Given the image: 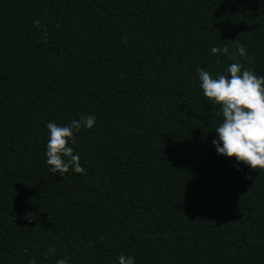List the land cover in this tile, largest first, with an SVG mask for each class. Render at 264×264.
Here are the masks:
<instances>
[{"label":"trees","instance_id":"1","mask_svg":"<svg viewBox=\"0 0 264 264\" xmlns=\"http://www.w3.org/2000/svg\"><path fill=\"white\" fill-rule=\"evenodd\" d=\"M237 44L264 76V0H0V264H264V170L217 153L198 72ZM88 115L51 173L46 125Z\"/></svg>","mask_w":264,"mask_h":264},{"label":"clouds","instance_id":"2","mask_svg":"<svg viewBox=\"0 0 264 264\" xmlns=\"http://www.w3.org/2000/svg\"><path fill=\"white\" fill-rule=\"evenodd\" d=\"M39 25V20L34 22ZM47 43V33H44ZM236 55H229V49L213 47V55H227L231 63L225 74H217L215 78L203 69H198L200 87L203 95L213 104L219 105L215 115L223 117L222 122L215 128L218 139H213L217 153L228 158H234L237 163H243L252 171L264 170V76H257L246 68L241 59L251 60L247 49L237 44ZM217 64L221 63L218 59ZM96 123L95 116H81L73 119L69 125L59 126L49 122L46 127L50 133L47 142L46 163L53 174L64 177L69 170L77 174H85L81 166L80 156L74 152L72 145L77 143L75 138L82 128L91 129ZM251 179V177H247ZM30 218V217H28ZM54 248H49L53 252ZM57 264H68L60 259ZM119 264H135L132 256L120 255Z\"/></svg>","mask_w":264,"mask_h":264}]
</instances>
